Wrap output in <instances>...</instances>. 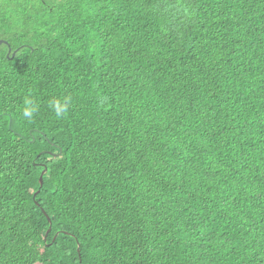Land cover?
Here are the masks:
<instances>
[{
	"label": "trees",
	"instance_id": "trees-1",
	"mask_svg": "<svg viewBox=\"0 0 264 264\" xmlns=\"http://www.w3.org/2000/svg\"><path fill=\"white\" fill-rule=\"evenodd\" d=\"M0 40V264H264V0H0Z\"/></svg>",
	"mask_w": 264,
	"mask_h": 264
},
{
	"label": "clouds",
	"instance_id": "clouds-1",
	"mask_svg": "<svg viewBox=\"0 0 264 264\" xmlns=\"http://www.w3.org/2000/svg\"><path fill=\"white\" fill-rule=\"evenodd\" d=\"M67 106H68V99L65 98V101L60 103L56 107V115L61 116L67 110ZM35 111H36V108L34 106H31V102L30 101L26 102V107L23 111L24 117L31 118Z\"/></svg>",
	"mask_w": 264,
	"mask_h": 264
},
{
	"label": "water",
	"instance_id": "water-1",
	"mask_svg": "<svg viewBox=\"0 0 264 264\" xmlns=\"http://www.w3.org/2000/svg\"><path fill=\"white\" fill-rule=\"evenodd\" d=\"M0 44H5V45H7L8 46V43L6 42V41H4V40H0ZM8 52H10V48H8ZM15 52H16V50H14L13 52H12V57L15 55ZM45 171H46V168L45 167H43V169H42V171L40 172V175H39V177H38V183H39V186L41 187V185H42V176H43V174L45 173ZM37 193V191L34 193V195ZM47 220H48V218H47Z\"/></svg>",
	"mask_w": 264,
	"mask_h": 264
}]
</instances>
